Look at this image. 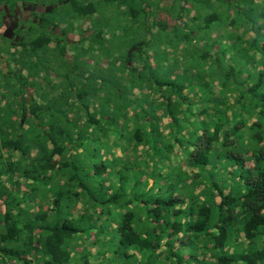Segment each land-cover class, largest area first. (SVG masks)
<instances>
[{
	"label": "trees",
	"instance_id": "obj_1",
	"mask_svg": "<svg viewBox=\"0 0 264 264\" xmlns=\"http://www.w3.org/2000/svg\"><path fill=\"white\" fill-rule=\"evenodd\" d=\"M105 1L132 20L106 72L63 82L40 118H0V264H264V0H174L172 24ZM103 4H67L100 51ZM190 9L203 25L180 28ZM214 22L233 30L210 38ZM151 26L196 52L182 74H148Z\"/></svg>",
	"mask_w": 264,
	"mask_h": 264
},
{
	"label": "flooded vegetation",
	"instance_id": "obj_2",
	"mask_svg": "<svg viewBox=\"0 0 264 264\" xmlns=\"http://www.w3.org/2000/svg\"><path fill=\"white\" fill-rule=\"evenodd\" d=\"M68 1L0 0V118H40L32 107L43 113L46 101L59 97L63 82L83 84L79 75L89 69L93 30L88 18H74ZM58 7H66L63 20L60 14L51 15ZM119 21V25L132 24L129 17ZM104 59L103 54L102 63Z\"/></svg>",
	"mask_w": 264,
	"mask_h": 264
},
{
	"label": "rangeland",
	"instance_id": "obj_3",
	"mask_svg": "<svg viewBox=\"0 0 264 264\" xmlns=\"http://www.w3.org/2000/svg\"><path fill=\"white\" fill-rule=\"evenodd\" d=\"M146 10L149 13V17L151 20H153V22L155 21H160L163 20L165 22H167L168 24H172L175 23L174 18H172L174 16V14L176 13L175 11L179 10V5L178 4H174V0H146ZM174 7L173 10H171V7ZM188 6V5H187ZM66 9V7H58V10L53 12V14L51 15H55V14H60L59 18L61 20H63L64 17V10ZM101 13L102 16L104 17V20L107 22H110V25L106 26L104 33H103V40L104 43H109V39L111 37V33H115V30L113 31V27L117 28V25L120 24V19L124 18L125 16L122 13L118 12V10L116 9V7L112 6V4H103V7L101 8ZM207 13V11H203V14ZM231 13V12H230ZM194 14H196V12L193 9H190V11L188 12L187 15H185L183 17V20L177 21V24L180 28H195L196 25H203V22L201 21V19H197L194 22L190 20V17H192ZM124 16V17H123ZM126 23V22H125ZM122 24V25H125ZM152 27V26H151ZM119 28V27H118ZM231 29L230 27L224 25H218L217 23H213V25L211 26V31H210V38L216 37V36H220V35H225L227 34V30ZM233 30V29H231ZM118 34V31L116 32ZM161 34V35H159ZM107 36V37H106ZM194 36H197V33H194ZM145 38L146 40L151 41L150 45L148 47L145 48V51L143 53V57H147L148 58V62L150 63V68H148L147 72L148 74L152 75L154 74V72H156L159 76H167L168 78H173L174 76H172L173 74H182V70L183 67L180 66L182 65L181 63L183 62V60H185V58L183 57V54H190L192 56H194V54L192 52H195L194 50L191 51H187L186 53L182 52L183 49V45H179V48L173 47L172 44H170V41L173 40V37L163 31H159L158 28L156 29L155 27L151 28L150 33H146L143 35L142 39ZM106 41V42H105ZM115 41H118L117 38ZM196 41H198L199 45H202L205 42H209L208 38H197ZM117 45V43L115 42V46ZM118 46V45H117ZM116 46V47H117ZM131 47V46H130ZM130 47L125 48L123 50V55H125V53H127L128 51H130ZM130 48V49H129ZM104 49V48H102ZM136 50L132 49V51L130 53H134ZM162 53H165V56L161 55ZM196 53V52H195ZM104 51H100L99 47H96L95 44V48L93 50L92 56H90L89 62L90 65L88 66L89 69H86V71L82 72L80 71L79 75V79L83 81V83L85 85H88L89 82L91 84L92 81H94V78L96 76H98V74L102 71L107 70V68L109 67V59H104L103 63L101 62V59L103 57ZM105 55V54H104ZM91 63H96L94 65H92ZM132 65H135L138 67V69L142 68V60H138V61H134L133 64H130L129 67H131ZM99 66V67H98ZM179 66V67H177ZM81 67V66H80ZM83 70V68H81ZM66 70V69H65ZM64 70V71H65ZM93 72V73H92ZM96 72V73H95ZM173 72V73H171ZM71 74L73 75V71L71 72ZM128 73L126 72L125 74H123L122 76L119 74L118 75V79H121V88H125L127 86V83L125 81V77ZM91 76H93L94 78H91ZM76 78H78L76 76ZM122 79H124V81L122 82ZM87 80V81H86ZM100 79L95 80L96 82V86L100 85ZM81 86V85H80ZM77 85V87H80ZM87 87V86H86ZM140 94H147V95H152L155 96L154 93H151L149 88H145L144 90L142 89V91L138 90V89H133L129 92L128 98H133L134 96H139ZM98 95H101V93H99ZM103 95V93H102ZM69 102H71V99L69 100ZM90 103V110H92V103L93 100L89 102ZM76 111V109H75ZM79 116H82V113H77ZM70 117H72L71 112L68 114ZM116 153L119 154V149L116 150ZM4 154V153H3Z\"/></svg>",
	"mask_w": 264,
	"mask_h": 264
},
{
	"label": "water",
	"instance_id": "obj_4",
	"mask_svg": "<svg viewBox=\"0 0 264 264\" xmlns=\"http://www.w3.org/2000/svg\"><path fill=\"white\" fill-rule=\"evenodd\" d=\"M132 50H130L129 52H128V54L131 52Z\"/></svg>",
	"mask_w": 264,
	"mask_h": 264
}]
</instances>
